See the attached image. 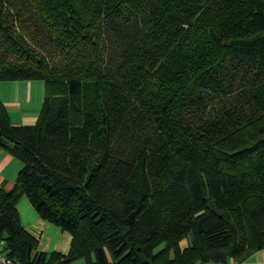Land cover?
<instances>
[{"label": "trees", "instance_id": "obj_1", "mask_svg": "<svg viewBox=\"0 0 264 264\" xmlns=\"http://www.w3.org/2000/svg\"><path fill=\"white\" fill-rule=\"evenodd\" d=\"M40 79L34 124L0 106L17 264H199L264 248V0H0V81ZM27 196L71 235L38 249ZM181 239H187L185 245Z\"/></svg>", "mask_w": 264, "mask_h": 264}, {"label": "crops", "instance_id": "obj_2", "mask_svg": "<svg viewBox=\"0 0 264 264\" xmlns=\"http://www.w3.org/2000/svg\"><path fill=\"white\" fill-rule=\"evenodd\" d=\"M44 81L40 79L0 81V106L7 111L13 125L34 124L44 99ZM22 162L6 149L0 147V186L8 191L16 181ZM21 224L38 239V249L67 253L71 235L58 230L52 223L41 218L33 205L22 195L17 202ZM205 264H264V248L258 249L244 259L228 258L225 263Z\"/></svg>", "mask_w": 264, "mask_h": 264}, {"label": "built area", "instance_id": "obj_3", "mask_svg": "<svg viewBox=\"0 0 264 264\" xmlns=\"http://www.w3.org/2000/svg\"><path fill=\"white\" fill-rule=\"evenodd\" d=\"M0 264H17V260L8 255L6 249V242L1 237H0ZM195 264H199V263L196 262Z\"/></svg>", "mask_w": 264, "mask_h": 264}, {"label": "rangeland", "instance_id": "obj_4", "mask_svg": "<svg viewBox=\"0 0 264 264\" xmlns=\"http://www.w3.org/2000/svg\"><path fill=\"white\" fill-rule=\"evenodd\" d=\"M53 226H55L56 228H58V230L60 229L59 227H57L56 225H54V224H52ZM61 230V229H60ZM187 243V239H181L180 240V244L183 246V245H185ZM77 263H82V261L80 260V261H77Z\"/></svg>", "mask_w": 264, "mask_h": 264}]
</instances>
